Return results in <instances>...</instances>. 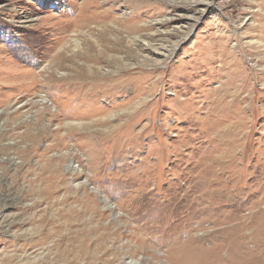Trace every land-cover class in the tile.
I'll use <instances>...</instances> for the list:
<instances>
[{
	"label": "rangeland",
	"instance_id": "obj_1",
	"mask_svg": "<svg viewBox=\"0 0 264 264\" xmlns=\"http://www.w3.org/2000/svg\"><path fill=\"white\" fill-rule=\"evenodd\" d=\"M261 8L0 0V264H175L192 236L256 258Z\"/></svg>",
	"mask_w": 264,
	"mask_h": 264
},
{
	"label": "bare ground",
	"instance_id": "obj_2",
	"mask_svg": "<svg viewBox=\"0 0 264 264\" xmlns=\"http://www.w3.org/2000/svg\"><path fill=\"white\" fill-rule=\"evenodd\" d=\"M263 14H264V9H260L259 10V13L258 14H256L255 16H254V19L255 18H261L262 16H263ZM257 21H258V19H257ZM62 53L60 52V54L58 53V55H61ZM56 56V55H55ZM57 58V57H56ZM57 61H58V59H57ZM55 63V62H54ZM101 87V86H100ZM100 89V88H99ZM106 200V199H105ZM259 213V214H258ZM257 213V215H256V217H259V216H261L262 215V218L264 217V209H262L261 211H259ZM260 220V219H259ZM204 221V220H203ZM244 221V220H243ZM210 222V221H209ZM216 222V221H215ZM217 223V222H216ZM257 223V226L255 227V231L256 230H259V228H260V223H259V221L258 220H255V224ZM233 224V223H232ZM251 224V223H250ZM216 225V224H215ZM249 225V224H248ZM203 226V225H202ZM214 226V225H213ZM227 226V225H226ZM204 227V226H203ZM225 227V226H224ZM201 228V227H200ZM220 228V227H219ZM247 228V227H246ZM242 228H239V229H237V230H235L234 231V233H237V235H238V232H240V230H241ZM234 230V229H233ZM246 231H247V229H246ZM207 232V231H206ZM212 233V232H211ZM218 233V232H217ZM233 233V232H232ZM229 234V233H228ZM187 236V235H186ZM246 236V235H245ZM198 237V236H197ZM202 236L200 235V239L201 240H203L202 238H201ZM205 237V236H204ZM254 237L255 238H258L257 237V233H255V235H254ZM188 238V237H187ZM199 238V237H198ZM209 238V237H208ZM248 238V237H247ZM252 238V237H251ZM250 238V239H251ZM180 239V240H179ZM179 239L177 240V243H175L173 246H172V250L170 251V258H171V260L172 261H174V263L175 264H264V256H263V254H264V246H262V247H258L259 249L257 250V251H253L254 253H258L259 255L261 254V256H263V257H259L258 256V254L256 255L257 257H259V259H256V258H253V260H250V261H248L247 263H244L242 260V258H240V259H237L236 260V262H234V260H231V262H229V263H227V262H222V261H220V262H218V261H213L212 259H211V256H208V254L210 253V251L209 250H205V248L201 245V244H199V241H198V239L196 238V237H189L186 241L184 240V241H181V238L179 237ZM186 239V238H185ZM262 240V239H261ZM207 241V240H206ZM250 241V240H249ZM257 241V240H256ZM215 242V241H214ZM204 244V243H203ZM226 245H228V243H225ZM225 244H219V245H215L214 244V246H213V249H215V250H219L220 249V247L222 246V245H225ZM254 244H256V243H254ZM184 247H187V249L188 248H190V252L189 253H187V254H181L180 256H177V255H173L174 254V252H179L178 250H180L181 248H183L184 249ZM182 250V249H181ZM180 250V251H181ZM187 252V251H186ZM167 253H169V252H167ZM185 253V252H184ZM251 254V253H250ZM233 258V257H232ZM231 258V259H232ZM170 260V259H169ZM170 260V261H171ZM173 264V263H172Z\"/></svg>",
	"mask_w": 264,
	"mask_h": 264
}]
</instances>
